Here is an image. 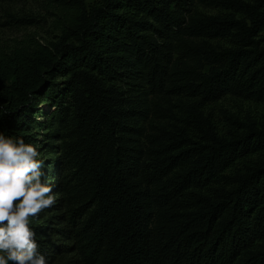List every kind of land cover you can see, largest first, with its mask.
<instances>
[{"label":"trees","instance_id":"16d2710c","mask_svg":"<svg viewBox=\"0 0 264 264\" xmlns=\"http://www.w3.org/2000/svg\"><path fill=\"white\" fill-rule=\"evenodd\" d=\"M56 1L54 41L0 49V133L57 197L48 264H264V115L208 110L264 102V0Z\"/></svg>","mask_w":264,"mask_h":264},{"label":"clouds","instance_id":"9594fccd","mask_svg":"<svg viewBox=\"0 0 264 264\" xmlns=\"http://www.w3.org/2000/svg\"><path fill=\"white\" fill-rule=\"evenodd\" d=\"M39 157L35 145L0 133V264H48L30 227L57 200Z\"/></svg>","mask_w":264,"mask_h":264},{"label":"rangeland","instance_id":"374dc122","mask_svg":"<svg viewBox=\"0 0 264 264\" xmlns=\"http://www.w3.org/2000/svg\"><path fill=\"white\" fill-rule=\"evenodd\" d=\"M94 1L84 0L88 5ZM57 4L56 0H0V49L34 41L42 44L54 41L59 33L57 21L64 17ZM197 8L206 13L217 12L213 7L198 5ZM208 110L212 112L220 132H225L227 124L221 110L240 116L249 113L251 117L261 119L264 115V102L226 95L208 105ZM236 166H240V163Z\"/></svg>","mask_w":264,"mask_h":264}]
</instances>
